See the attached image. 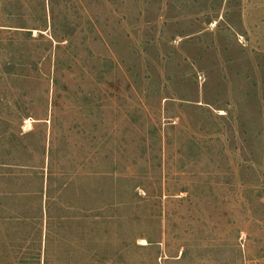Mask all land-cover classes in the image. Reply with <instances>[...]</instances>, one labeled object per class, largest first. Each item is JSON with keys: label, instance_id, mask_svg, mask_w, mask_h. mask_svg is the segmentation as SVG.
I'll return each instance as SVG.
<instances>
[{"label": "rangeland", "instance_id": "1", "mask_svg": "<svg viewBox=\"0 0 264 264\" xmlns=\"http://www.w3.org/2000/svg\"><path fill=\"white\" fill-rule=\"evenodd\" d=\"M0 264H264V0H0Z\"/></svg>", "mask_w": 264, "mask_h": 264}, {"label": "trees", "instance_id": "2", "mask_svg": "<svg viewBox=\"0 0 264 264\" xmlns=\"http://www.w3.org/2000/svg\"><path fill=\"white\" fill-rule=\"evenodd\" d=\"M148 241L150 242V244H152V241H150L149 239H148ZM149 244V243H148Z\"/></svg>", "mask_w": 264, "mask_h": 264}]
</instances>
